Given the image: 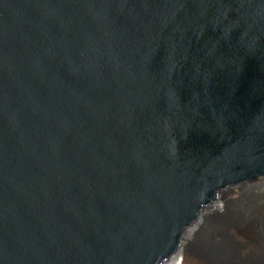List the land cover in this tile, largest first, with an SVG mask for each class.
I'll return each mask as SVG.
<instances>
[{"label": "water", "instance_id": "water-1", "mask_svg": "<svg viewBox=\"0 0 264 264\" xmlns=\"http://www.w3.org/2000/svg\"><path fill=\"white\" fill-rule=\"evenodd\" d=\"M262 184L264 0H0V264H174Z\"/></svg>", "mask_w": 264, "mask_h": 264}, {"label": "bare ground", "instance_id": "bare-ground-1", "mask_svg": "<svg viewBox=\"0 0 264 264\" xmlns=\"http://www.w3.org/2000/svg\"><path fill=\"white\" fill-rule=\"evenodd\" d=\"M250 195L240 196L235 208L229 209L227 219L208 231L200 238V247L213 259L205 262L201 257L188 252L189 242L203 232L208 211L200 208L199 225L189 236H183V256H177L174 264H264V184L256 189H249ZM227 195L217 199L216 210L227 211ZM214 209V210H215ZM213 210V211H214ZM245 225L255 226L261 242H254L245 231ZM199 236V235H198ZM234 241L240 247L234 246Z\"/></svg>", "mask_w": 264, "mask_h": 264}, {"label": "rangeland", "instance_id": "rangeland-1", "mask_svg": "<svg viewBox=\"0 0 264 264\" xmlns=\"http://www.w3.org/2000/svg\"><path fill=\"white\" fill-rule=\"evenodd\" d=\"M250 193H251V191L249 189H245V190L241 191L238 195H227L226 196V198H227V202H226L227 211H225V210L218 211L215 209L214 211H212V213L209 212L207 214V217H206V223H205L203 232H201L200 234L198 233L195 236V238L189 242L188 249H187L188 252L190 254L197 255V256L201 257L203 260H205V262L211 261L213 259V257H211L207 253H204L200 247V242H201L200 237L203 234H205L204 231H208L212 227H215L218 224L225 221V219H227L228 211H230L231 209L236 207L240 196L241 197H242V195L247 196V195H250ZM244 228H245L246 233H248L250 236L253 237L254 242H257L258 244L261 242V235L259 236V233L257 232V228H255V226L245 225ZM234 246L240 247L241 245L237 241H234ZM180 264H182V262Z\"/></svg>", "mask_w": 264, "mask_h": 264}]
</instances>
